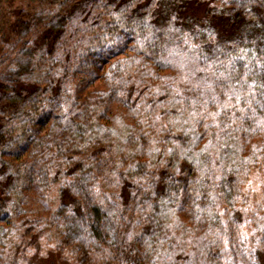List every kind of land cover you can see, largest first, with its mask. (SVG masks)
<instances>
[{"label":"trees","instance_id":"16d2710c","mask_svg":"<svg viewBox=\"0 0 264 264\" xmlns=\"http://www.w3.org/2000/svg\"><path fill=\"white\" fill-rule=\"evenodd\" d=\"M15 10L0 35V264H23L43 221L77 264H264V201L241 206L264 170V0Z\"/></svg>","mask_w":264,"mask_h":264},{"label":"rangeland","instance_id":"374dc122","mask_svg":"<svg viewBox=\"0 0 264 264\" xmlns=\"http://www.w3.org/2000/svg\"><path fill=\"white\" fill-rule=\"evenodd\" d=\"M18 0H0V35H8V25L12 22L13 11H16ZM246 197L241 206L251 212L253 207L264 201V170L253 171L250 174L246 185ZM49 210L52 212L58 205L57 194L51 192L48 197ZM49 216V215H48ZM45 214V218H47ZM43 221L36 228H31L29 233H34L38 228H42L41 234L33 244L24 246L22 254L24 255L23 264H77L70 254L65 253L60 256L56 251L57 241L52 228ZM246 232L248 230L246 229ZM19 257V254H17ZM68 257L66 259L65 257ZM21 257V256H20Z\"/></svg>","mask_w":264,"mask_h":264},{"label":"snow or ice","instance_id":"6c2138e0","mask_svg":"<svg viewBox=\"0 0 264 264\" xmlns=\"http://www.w3.org/2000/svg\"><path fill=\"white\" fill-rule=\"evenodd\" d=\"M245 68H247V65H245ZM249 73H251V69H248V71H247L244 75H248ZM252 75H255V73H252ZM240 80H243V77H241ZM238 82H239V81H238ZM245 85H247V87H248L249 90H252V89H254L255 87H257L255 81H253L251 84H248L247 81H243V83H241V88H243ZM259 88H260L261 90H264V83H261V84L259 85ZM260 95H261L262 97H264V91H261V92H260ZM237 99L239 100V97H237ZM253 99H255V96H253ZM245 103H246V105H248L249 107L251 106V101H247V100H246ZM223 106H224V107H230L231 105H230V104H225V105H223ZM241 112H243V109H241ZM213 115H215V114H213Z\"/></svg>","mask_w":264,"mask_h":264}]
</instances>
